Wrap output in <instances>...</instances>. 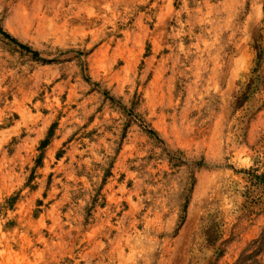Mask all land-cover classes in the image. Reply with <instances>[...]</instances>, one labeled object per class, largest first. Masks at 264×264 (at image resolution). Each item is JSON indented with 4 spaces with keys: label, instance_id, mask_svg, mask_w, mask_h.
<instances>
[{
    "label": "rangeland",
    "instance_id": "374dc122",
    "mask_svg": "<svg viewBox=\"0 0 264 264\" xmlns=\"http://www.w3.org/2000/svg\"><path fill=\"white\" fill-rule=\"evenodd\" d=\"M0 25L42 58L0 34V264H264V0H0Z\"/></svg>",
    "mask_w": 264,
    "mask_h": 264
},
{
    "label": "trees",
    "instance_id": "16d2710c",
    "mask_svg": "<svg viewBox=\"0 0 264 264\" xmlns=\"http://www.w3.org/2000/svg\"><path fill=\"white\" fill-rule=\"evenodd\" d=\"M0 34L7 40H9L11 43H13L14 45H16L17 47H19L22 51L30 54L33 58L35 59H42L39 52L32 49L30 46L19 42L15 37H13L10 33H8L7 31H5L2 26L0 25ZM87 81H90V78L87 77L86 78ZM94 85H96V83L93 82ZM105 95H109L106 91L103 92ZM110 99L115 100L112 96H108ZM143 126L146 128V131L154 137H158V134L155 130H153L152 128L147 127L145 124H143Z\"/></svg>",
    "mask_w": 264,
    "mask_h": 264
}]
</instances>
